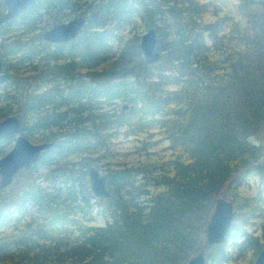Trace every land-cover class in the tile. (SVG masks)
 <instances>
[{"label": "trees", "instance_id": "trees-1", "mask_svg": "<svg viewBox=\"0 0 264 264\" xmlns=\"http://www.w3.org/2000/svg\"><path fill=\"white\" fill-rule=\"evenodd\" d=\"M71 16L86 18L74 40L42 39V22ZM149 28L153 64L139 45ZM0 57L10 74L0 120L15 115L29 140L41 132L53 143L17 173L18 187L0 188V264H185L221 192L235 215L207 264L260 251L264 234L248 229L264 216V189L247 196L241 186L264 140V0H34L0 28ZM120 130L144 143L159 135L166 158L114 167ZM92 151L107 197L89 187ZM101 203L104 225L85 224Z\"/></svg>", "mask_w": 264, "mask_h": 264}, {"label": "water", "instance_id": "water-1", "mask_svg": "<svg viewBox=\"0 0 264 264\" xmlns=\"http://www.w3.org/2000/svg\"><path fill=\"white\" fill-rule=\"evenodd\" d=\"M5 6L0 14V28L18 17L34 0H2ZM86 24L84 16H74L67 21L53 24L41 33L43 40L55 44L74 40ZM157 33L153 28L144 31L140 37V50L147 64L159 61L161 54L157 49ZM10 74L4 70L3 59L0 57V85L8 81ZM127 104L122 105L126 109ZM14 138L11 148L0 156V188L9 186L15 175L23 169L31 168L38 162L42 153L49 149L52 142L32 143L21 131V120L10 115L0 120V142ZM253 169L264 175V160L256 162ZM89 187L96 197H107V188L104 175L95 167L88 170ZM235 211L233 202L226 198L224 192L215 199L213 210L204 229V238L200 250L185 264H207L206 249L212 245L222 244L231 228ZM250 264H264V244Z\"/></svg>", "mask_w": 264, "mask_h": 264}, {"label": "rangeland", "instance_id": "rangeland-1", "mask_svg": "<svg viewBox=\"0 0 264 264\" xmlns=\"http://www.w3.org/2000/svg\"><path fill=\"white\" fill-rule=\"evenodd\" d=\"M71 17H68L65 21L69 20ZM40 26L43 28L42 31L50 27L46 25L45 21L42 22ZM13 28L10 31H7V33L5 34V37H8L14 34L16 29H13ZM143 32L144 30H140L139 39ZM1 38L3 37L1 36ZM119 106H121V103L119 104ZM112 131L114 132V130ZM43 134L44 133H41V132L36 133L34 136H32L31 142L35 144L44 142ZM13 140L14 138H11L8 143L4 144L3 154L11 148L13 144ZM110 140H112L113 142L112 149L116 153L115 158L110 159L111 160L110 164L113 165L114 167H118L119 165L123 163L131 165L135 160H144L146 156H149L152 159V161L165 159L166 154L168 153V151L164 149L167 146L166 142H164L163 139L159 135H156V134L153 135L152 138L149 139L150 141L148 143H144V141L142 140H145V139L141 138L140 136L129 135L120 130V131H117V133H114V135L112 136V138H110ZM261 145H262V156L260 157L259 160H257V162L264 160V140L262 141ZM83 156L85 158L87 157L90 160H92L91 161L92 167H95L100 172L101 175H105V170L102 166L103 161L102 160H99L98 162L94 161V159L98 158L97 151L86 152ZM74 159L75 158H70V160H74ZM22 177H23L22 174L20 173L16 174L12 183L9 186L5 187L4 189L8 192L14 190L22 182L23 180ZM39 180H40L41 185L45 187H50L52 185V183L49 180H47L46 177H41ZM57 184L58 183L56 182V185ZM260 188L264 189V175H261L256 170H253L247 182H245L241 186V191L244 195L255 196L257 195L258 190ZM151 190H153L152 187H151ZM102 205L103 203L96 204L93 208L90 219L88 220L84 219L83 222L87 225H93V226L104 225L105 218L101 211ZM248 230L251 232L252 231L255 232L254 235H260L262 233L264 234V216L252 222ZM254 257L252 258V256H250L249 254H246L240 259H238L237 264H250L252 260L254 259Z\"/></svg>", "mask_w": 264, "mask_h": 264}, {"label": "flooded vegetation", "instance_id": "flooded-vegetation-1", "mask_svg": "<svg viewBox=\"0 0 264 264\" xmlns=\"http://www.w3.org/2000/svg\"><path fill=\"white\" fill-rule=\"evenodd\" d=\"M2 85V84H1Z\"/></svg>", "mask_w": 264, "mask_h": 264}]
</instances>
